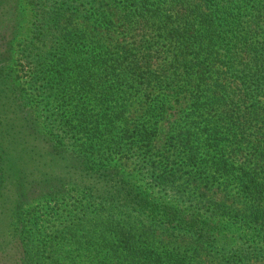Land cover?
Returning <instances> with one entry per match:
<instances>
[{
    "label": "trees",
    "instance_id": "obj_1",
    "mask_svg": "<svg viewBox=\"0 0 264 264\" xmlns=\"http://www.w3.org/2000/svg\"><path fill=\"white\" fill-rule=\"evenodd\" d=\"M35 1L40 0H0V14L6 15L9 3L19 17L22 7L35 8ZM84 1L97 3L91 14L100 33L111 35L115 16L102 0ZM137 1L136 9L121 20L123 30L108 41L111 46L85 49L79 43L81 36L65 28L60 33L66 45L57 49L49 71L38 72V78L43 74L45 79L57 71V81L65 89L62 103L76 108L71 117L56 118L69 137H75L53 151L67 159L66 168L78 172L63 184L74 187L90 209L100 204L99 213L111 219V234L129 264L140 260L190 264L185 258L153 251L150 230L158 224L166 230H183L200 245L207 242L214 254H225L229 264H249L251 254L264 255V0ZM70 17L67 12H47L40 20L51 25ZM18 26L12 28L15 33ZM6 30L0 26L1 43ZM125 38L133 41L124 44ZM6 63L2 59V65ZM97 68L108 79L97 85L95 94L91 84ZM84 94L96 111L76 103ZM138 94L136 114L130 105ZM21 113L27 122V113ZM163 135L165 146L159 148ZM10 137L14 136L0 129V172L15 175L28 170L33 158L27 153L26 165L24 157L12 160L17 142L6 141ZM172 149L184 156L185 165L204 185L216 188L217 199L224 200L234 191L244 200V211L205 209L201 204L209 200L168 204L165 190L177 183L167 155ZM23 151L29 152L25 146ZM125 159L134 164L133 184L119 173L125 170ZM49 180L61 184L59 178L49 176ZM97 185L101 196L90 188ZM48 197L59 199V192ZM230 227L250 235L251 250L235 238H225ZM26 233L21 264H32L40 250H27ZM92 234H87L86 242L95 247L97 238ZM105 245L102 240L101 247ZM62 248L54 250L55 256L63 254Z\"/></svg>",
    "mask_w": 264,
    "mask_h": 264
},
{
    "label": "rangeland",
    "instance_id": "obj_2",
    "mask_svg": "<svg viewBox=\"0 0 264 264\" xmlns=\"http://www.w3.org/2000/svg\"><path fill=\"white\" fill-rule=\"evenodd\" d=\"M102 3L110 10V14L115 16L113 23L115 28L111 35L100 33L96 16L91 14L97 3L89 4L84 0L35 1L33 4L35 8L28 6L23 10L22 7L19 17L10 10L11 6L8 3L5 6L6 15L0 14V26L7 29L4 33L5 39L0 42L2 44L0 46V129L4 135L7 132L14 136L7 138L6 141L12 138L17 142L12 148V160L19 162L20 158L24 157L25 160L22 162L26 165V154H30L33 158L28 170L21 169L19 172L17 170L18 173L15 175L0 172V184L2 183L0 185V264L22 263L23 251L26 250L27 244L26 232L30 240L27 250L31 248L40 250L32 260V264H129L122 248L118 247L119 242L111 234V219L107 214L101 216L99 213L100 204L98 208L90 209L89 203L76 195L74 187L63 184L65 178L68 176L74 178L78 176V172L73 168H66L67 159L61 158L59 154L56 156L53 151L64 145L67 146V140H73L75 137L70 138L56 118L71 117L76 108L67 105L66 102L62 103L65 99L63 91L65 89L57 81V71L45 79L43 74L38 78L39 71L45 69L49 71L53 66L57 49L66 45L61 30L64 31L66 28L71 35L74 33L75 36H81L79 43L81 47L86 46L85 49L93 50L95 47L100 48L101 45L106 48L111 46L108 45V41L115 40L114 35L117 31L123 30L122 18L136 9L138 1L102 0ZM47 12L55 14L67 12L71 19L59 18L51 25H43V20L40 18ZM88 13L90 15L84 16ZM17 24L19 30L15 33L12 28ZM10 38H14L13 41L6 42ZM132 41L125 38L123 43ZM2 59H7L6 65H2ZM95 72L91 89L96 94L97 85L108 78L99 68ZM139 96L140 94L134 95L133 103L130 105L133 113L136 114L139 111V103H137ZM77 98L78 100L75 101L82 109L97 110V106L89 100V96L84 94ZM21 111L27 113V122L22 119ZM166 138L167 136L163 135L157 145L159 148L165 146ZM23 146L29 152H24ZM177 154L178 152L173 149L167 153L174 167L171 170L177 177V183L165 190L168 204L183 201L196 204L202 200H209L210 204H201L206 206L205 209L209 206L211 209L217 206L225 213L244 211L245 202L237 198L234 191L224 200L217 199L220 195L216 196L214 192L216 188L204 185L198 179L195 170L185 165L184 156L179 157ZM156 156L158 157V153ZM123 165L125 170L119 173L123 175L124 181L133 184L136 174L131 171L134 167L132 160L125 159ZM93 174V172L89 173V175ZM49 176L61 179V184L50 181ZM4 179L6 182L3 181ZM90 188L97 196H101L98 185ZM202 191L206 193L205 197L200 195ZM53 192H59V199L50 201L48 195ZM49 203L51 204L48 207L45 206ZM14 208L16 213H13ZM117 223L121 226L124 224L118 221ZM22 225L25 227L23 231ZM33 230H40V233ZM229 231L225 234V238H235L239 245L251 250L252 239L245 230L230 227ZM87 234L96 235L98 247L87 245L86 240L89 239ZM150 234L155 242L153 251L156 254L163 252L170 254L169 256H179L190 264H229V258L225 254H214L207 242L200 245L195 236L183 230H166L158 224L155 230H150ZM102 240L106 242L103 248ZM53 241L59 244L55 245ZM59 246H63V254L55 256L54 250ZM250 258L249 264H264V255L251 254ZM137 264L153 263L140 260Z\"/></svg>",
    "mask_w": 264,
    "mask_h": 264
}]
</instances>
